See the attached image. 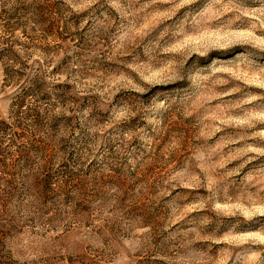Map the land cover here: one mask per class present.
<instances>
[{"label": "rangeland", "instance_id": "rangeland-1", "mask_svg": "<svg viewBox=\"0 0 264 264\" xmlns=\"http://www.w3.org/2000/svg\"><path fill=\"white\" fill-rule=\"evenodd\" d=\"M1 120L0 264H264V0H0Z\"/></svg>", "mask_w": 264, "mask_h": 264}, {"label": "trees", "instance_id": "trees-1", "mask_svg": "<svg viewBox=\"0 0 264 264\" xmlns=\"http://www.w3.org/2000/svg\"><path fill=\"white\" fill-rule=\"evenodd\" d=\"M10 127H13V123L11 124L8 121L1 120L0 135L6 133ZM11 141L12 143L15 142L14 139H11ZM30 151H32L31 147L29 148L27 145L22 146L20 157L17 160L13 159L11 163L13 166H11L10 163H7V158L11 159V157L2 147H0V191H2V195H7L12 199V197H20L22 194H25L30 190L31 187L28 181H23V179L26 180V175L20 171V163H26L29 161ZM5 214L6 212L4 208H0V218H4Z\"/></svg>", "mask_w": 264, "mask_h": 264}]
</instances>
